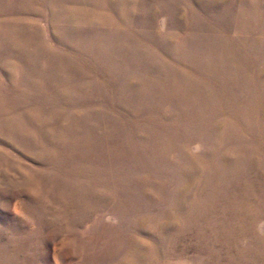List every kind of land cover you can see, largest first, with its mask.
<instances>
[{
    "label": "rangeland",
    "instance_id": "1",
    "mask_svg": "<svg viewBox=\"0 0 264 264\" xmlns=\"http://www.w3.org/2000/svg\"><path fill=\"white\" fill-rule=\"evenodd\" d=\"M0 264H264V0H0Z\"/></svg>",
    "mask_w": 264,
    "mask_h": 264
}]
</instances>
